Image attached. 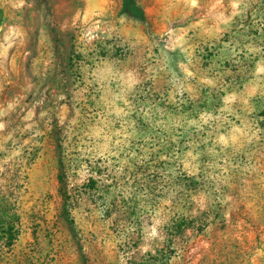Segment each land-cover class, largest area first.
<instances>
[{"label": "rangeland", "instance_id": "1", "mask_svg": "<svg viewBox=\"0 0 264 264\" xmlns=\"http://www.w3.org/2000/svg\"><path fill=\"white\" fill-rule=\"evenodd\" d=\"M136 2L145 20L122 0H0V219L7 202L19 219L0 264H264V0ZM151 84L215 98L187 204L129 162ZM105 167L113 188L90 190Z\"/></svg>", "mask_w": 264, "mask_h": 264}, {"label": "trees", "instance_id": "2", "mask_svg": "<svg viewBox=\"0 0 264 264\" xmlns=\"http://www.w3.org/2000/svg\"><path fill=\"white\" fill-rule=\"evenodd\" d=\"M122 5L127 14L145 20V13L136 0H122ZM213 101V94H209L200 97L196 103L190 97L172 103L168 95L157 92L153 84L143 87L135 95L131 124L128 126V132L132 135L128 140L129 162L145 159L141 165L147 176L145 187L155 198L175 204H187L195 198V119L200 117L203 110H210ZM58 148H61L59 143ZM190 157H193V162ZM186 164H189L190 170L186 169ZM92 171L94 173L87 184L90 190H100L101 186L110 183V170L107 167L92 168ZM114 182L111 179L108 186L113 188ZM158 191L159 196H156ZM154 202L157 203L156 200ZM108 205L107 213L110 215V209H114L116 204ZM5 207L0 229L5 235L6 244L12 246L18 237L19 219L8 202ZM181 229L182 226H179Z\"/></svg>", "mask_w": 264, "mask_h": 264}]
</instances>
